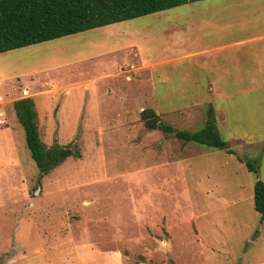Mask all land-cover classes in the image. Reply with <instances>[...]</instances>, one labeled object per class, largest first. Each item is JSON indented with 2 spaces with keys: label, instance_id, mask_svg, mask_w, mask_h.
Segmentation results:
<instances>
[{
  "label": "rangeland",
  "instance_id": "1",
  "mask_svg": "<svg viewBox=\"0 0 264 264\" xmlns=\"http://www.w3.org/2000/svg\"><path fill=\"white\" fill-rule=\"evenodd\" d=\"M240 1L252 3L212 4L228 9ZM143 20L127 24L142 33ZM136 35L137 55H106L105 64L93 59L91 43L73 35L0 54V91L14 89L0 94V264H74L61 251L79 248L98 253L93 264H239L250 263L256 244H264V225L252 208L253 183L264 180L260 91L208 98L231 155L146 131L138 104L162 124L188 132L202 127L208 104L200 103L206 96L179 95L176 111L161 112L148 75L155 78L156 68L138 72L146 76L142 81H125L119 65L163 54L154 38L144 44ZM30 72L33 88L23 91ZM104 73L114 77L97 79ZM26 94L34 102L40 141L79 153L38 182L11 108ZM124 95L136 101L114 106ZM10 148L12 154L5 152ZM256 235L260 239L248 244Z\"/></svg>",
  "mask_w": 264,
  "mask_h": 264
},
{
  "label": "crops",
  "instance_id": "2",
  "mask_svg": "<svg viewBox=\"0 0 264 264\" xmlns=\"http://www.w3.org/2000/svg\"><path fill=\"white\" fill-rule=\"evenodd\" d=\"M213 1H196L144 16L142 33H138L135 27L125 21L73 36L79 40L86 39L87 43L94 46L93 59L98 60L97 62H101L103 56L121 51L137 55L139 46L136 34H142L144 44L147 43L146 40L154 38L158 42L156 47L161 49L163 54L160 53L154 61L118 67L119 73L124 74V80L127 82L132 79L142 81L146 76H137L138 72L148 74L147 70L156 68L155 78L151 73L148 75L150 82L155 80L154 94L161 105V112L176 111V97L179 95L195 98L206 96L207 100L200 103L211 105V100L208 99L210 96L232 98L259 90L264 103V0H252L248 5L240 1L235 8L228 9L216 7L212 4ZM150 26L154 27L153 31L149 29ZM98 48H103L104 51ZM106 62L102 61L103 64ZM32 76L33 73L30 72V82L24 86L20 85L21 90L33 88ZM113 77L112 73H104L97 79ZM13 92L14 89L10 87L9 92L0 91V94ZM28 96L21 95L16 100ZM134 101L136 100L132 97L124 95L113 100V104L124 109L129 108ZM141 110L142 104H138L136 111ZM1 140L10 144L7 138ZM12 151L10 148L5 152L12 154ZM260 151L264 153L263 145ZM261 224L264 225V218ZM253 238L247 241L248 244L254 245L253 242L260 239L257 235ZM256 247L252 251L250 263L239 264H264V244H256ZM93 252L98 254L86 248L76 249L74 254L68 252L66 255L61 251V258L74 264H93ZM41 262L46 264L44 260Z\"/></svg>",
  "mask_w": 264,
  "mask_h": 264
},
{
  "label": "trees",
  "instance_id": "3",
  "mask_svg": "<svg viewBox=\"0 0 264 264\" xmlns=\"http://www.w3.org/2000/svg\"><path fill=\"white\" fill-rule=\"evenodd\" d=\"M201 0H0V53L35 45L91 29L129 21ZM14 117L22 129L25 147L37 170L38 182L65 161L78 158L76 149L39 139L36 112L30 97L12 102ZM139 119L146 131H160L182 144H193L210 150L232 151L218 136L214 110L207 105L203 125L194 132L177 130L162 124L151 109H142ZM248 171L256 168L245 164ZM252 208L264 218V183L258 179L252 186Z\"/></svg>",
  "mask_w": 264,
  "mask_h": 264
},
{
  "label": "built area",
  "instance_id": "4",
  "mask_svg": "<svg viewBox=\"0 0 264 264\" xmlns=\"http://www.w3.org/2000/svg\"><path fill=\"white\" fill-rule=\"evenodd\" d=\"M4 124V120L2 118V114L0 113V126Z\"/></svg>",
  "mask_w": 264,
  "mask_h": 264
}]
</instances>
